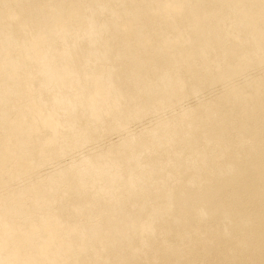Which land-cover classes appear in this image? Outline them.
<instances>
[{
	"label": "bare ground",
	"instance_id": "1",
	"mask_svg": "<svg viewBox=\"0 0 264 264\" xmlns=\"http://www.w3.org/2000/svg\"><path fill=\"white\" fill-rule=\"evenodd\" d=\"M0 264H264V0H0Z\"/></svg>",
	"mask_w": 264,
	"mask_h": 264
},
{
	"label": "rangeland",
	"instance_id": "2",
	"mask_svg": "<svg viewBox=\"0 0 264 264\" xmlns=\"http://www.w3.org/2000/svg\"><path fill=\"white\" fill-rule=\"evenodd\" d=\"M228 15H230V14H228ZM228 15H227V18H229ZM230 17H231V15H230ZM225 19H226V17L224 18V21H225ZM227 21L229 22V19H227L225 22H227ZM228 22H227V23H228ZM158 31H159V30L157 29L156 32L158 33ZM221 32H222V31H221ZM235 32H236V31H235ZM159 33L161 34L162 32L160 31ZM222 33H223V32H222ZM225 34H226V33H225ZM225 34H223L224 37L226 36L225 38H228L229 41H230V37H228V34H227V35H225ZM233 34H234V32H233ZM235 35H239V36H240V34H238V33H236ZM241 35L245 37L244 33L241 34ZM229 36H231V34H230ZM242 36H240V38H242ZM224 37H223V38H224ZM244 37H243V39H244ZM223 38H222V40H223ZM222 40H221V41H222ZM226 40H227V39H224L223 41H226ZM226 42H227V41H226ZM226 42H225V44H226ZM227 43H229V42H227ZM225 44H224V45H225ZM225 46H227V44H226ZM155 47H157V48H155V49L152 48V51H151V52L154 53V54L156 53V51H158V46H155ZM201 50H202V49H200V51H198V52H199V53H201V52L204 53V51H201ZM186 51H192V50H190L189 48H187ZM186 51L184 50L183 53H182V52H180V53L176 52V53H178V54H181V53H182V54H184V53H189V52H186ZM205 52H206V50H205ZM207 54H208L209 56H211L212 58H214L213 54L215 55L216 53H213L212 55H210L209 53H207ZM221 54H222V53H221ZM219 55H220V54H218V56H219ZM196 58L199 59V56H196ZM196 58H195V60H196ZM216 58H218V57H217V54H216V57L214 58L215 61L217 60ZM193 63H194V66H193ZM195 63H198V64H199L198 61H194V60H193V62H191V66H192V68L195 67V66H196V68L199 67V65H198V64L195 65ZM239 63H240V62H239ZM239 63H238V64H239ZM210 65H211V64H210ZM210 65L208 66L209 68H207V67H206L207 69L205 68L206 70H208V73L206 74L207 77H208V75L210 74L211 71L214 72V67L217 66V64L215 65V64L212 63L213 67H212V65H211V67H212L213 70L211 69V70L209 71V69L211 68ZM214 65H215V66H214ZM224 65H225V64H223V67H224L225 69H227L226 67L229 68V67L231 66V64H229V66H228V65H227V66H224ZM239 65H240V66H239ZM239 65H238L239 68H240V67H241V68L245 67L243 63H242L243 66H242L241 64H239ZM245 65H246V64H245ZM238 67H237V68H238ZM181 68H182V69H181ZM158 69H159V70H158ZM200 69L203 70V68H200V67H199L198 70L200 71ZM215 69H217V67H216ZM219 69H220V68H219ZM219 69H217V70H219ZM157 70H158V71H157ZM181 70H182L183 72H182ZM198 70L194 68V71H195V72L197 71L196 74H197L198 79H200L199 76H202V75H203V74L201 73V72H203V71L201 70V72H198ZM206 70H204V71L206 72ZM217 70H216V71H217ZM222 70H223V69H222ZM159 71H160V67L156 68V71H155V72H159ZM184 71H185V67H184V70H183V67H179V68H178L177 70H175L173 73H174V74H175V73H176V74H183ZM216 71H215V72H216ZM213 72H212V74H213ZM198 73H200L201 75H199ZM171 74H172V72H171ZM171 74H170V75H171ZM192 74H193V73H192ZM194 74H195V73H194ZM196 74H195V75H196ZM225 74H227V73H225ZM252 74H253V72H252ZM254 74H255V73H254ZM254 74H253V75H254ZM198 75H199V76H198ZM204 75H205V74H204ZM172 76H173V75H172ZM234 77H235V75H232L230 78H234ZM201 78L203 79V78H206V77L204 76V77H201ZM249 79H250V78H249ZM237 80H240V78L237 79ZM246 80H247V79H246ZM195 81H196V80H195ZM195 81H194V82H195ZM210 81H211V80H210ZM210 81H209L208 84L211 83ZM247 81H248V80H247ZM247 81H244V82L246 83ZM207 82H208V81H207ZM244 82H243V83H244ZM215 83H216V82H215ZM215 83H214V81H213L212 86L210 85L209 87H207L208 84H206V82L204 83V85H203V83H200V85H199V84H197V85L200 87V89H202L201 87H205V85H206V87L210 90V89L214 86L213 84H215ZM217 83H218V82H217ZM217 83H216V84H217ZM245 83H244V84H245ZM202 85H203V86H202ZM217 86H219V88H220V84H219V83H218V85H216V88L219 89ZM245 86H246V85H245ZM245 86L242 85V87H244V88H245ZM199 87H197V88H199ZM214 87H215V86H214ZM214 87H213V89H214ZM197 88H196V89H197ZM207 88H206V89H207ZM216 88H215V89H216ZM213 89H212V90H213ZM204 90H205V89H202L201 91H204ZM201 91L199 90V92H198V89H197V92H198V93H200ZM197 92H196V95L198 96L199 94H197ZM206 92H207V91L205 90V94H206ZM202 93H204V92H202ZM202 95H203V94L200 93V96H202ZM197 96H196V97H197ZM200 96H199V97H200ZM194 97H195V95H194ZM194 97H192L190 100H188L187 102L184 103V104L186 105L187 108H189V107H191V108L195 107V106L197 105V103H194V102H198V103H199V100L202 99V98L206 100V98H204V97L202 96V97H200V98L198 97L199 99H198L197 101L195 100L194 102H191L192 100H194V99H193ZM196 97H195V99H196ZM209 99H211V101H210ZM209 99H207V101L209 100V101L212 103V99H213V98H211V96H210ZM214 99H215V98H214ZM209 101H208V103H209ZM201 102H202L203 104H202ZM201 102H200V103H201L202 105H205V104L207 105V102H206V101H205L206 103L203 102V100H201ZM186 103H187V104H186ZM188 104H189V106H188ZM192 104H193V105H192ZM194 104H195V105H194ZM201 104H200V105H201ZM198 105H199V104H198ZM200 105H199V106H200ZM224 109H225V108H224ZM224 109L221 110V111H224ZM225 110H226V109H225ZM220 113L222 114V112H220ZM230 113H231V118H230V117H229V118H230V119L233 118V120H235L234 118H236L235 116L237 115V111H236V112H233V114L236 113V114H234L235 116L232 115V111L229 112V115H230ZM221 114H219V115H221ZM219 115H218V116H219ZM232 116H234V117H232ZM210 120H213V119H212V118L209 119V122L207 121L208 124H209L210 122H212V121H210ZM205 121H206V120H205ZM248 125H249V124H248ZM248 125H247V126H248ZM209 126H210V125H208V127H209ZM208 127H207V129L204 128L203 130H204V131H205V130L207 131V130L209 129V131H210V128H208ZM210 127H211V126H210ZM203 130L201 129L202 132H200L199 130H198L197 132H198V133L200 132V134H201V133H202V134H204V133L207 134V133L209 132V131H208V132H204ZM209 133H210V132H209ZM200 134H199V137L196 138L197 140H198L199 138H201L200 136H203V137L206 136V137H207L206 134H204V135H200ZM208 135L211 136L210 134H208ZM228 137H229V136H228ZM204 138H205V137H204ZM201 139H202V138H201ZM198 141L200 142V140H198ZM202 141H203V139H202ZM202 141H201V144L203 145V142H204V141H203V142H202ZM209 145H210V144H208V146H207L206 148H212L213 143H212L211 147H209ZM205 146H206V145H205ZM214 146H215V145H214ZM216 146H217V145H216ZM216 146H215V148H216ZM215 148H214V149H215ZM232 149H233V148H232ZM68 150H69V149H68ZM70 151H71V149H70ZM70 151H69V152H70ZM233 151H234V150H233ZM71 152H72V151H71ZM164 153H165V152H162V153L160 154V156H161V155H163L162 157H164V156H165V157H168V156H169L168 153H167V156H166V153H165V154H164ZM230 153H231V154H230V156H229V160H230V158L234 155V154H232V152H230ZM233 153H234V152H233ZM228 155H229V154H228ZM231 155H232V156H231ZM160 156H159V157H160ZM159 157H158V158H159ZM165 157H164V159H165ZM159 159H162V158H159ZM227 160H228V158H227ZM227 160H226V161H227ZM216 163H217V162H216ZM216 163H215V164H216ZM220 163L222 164L223 161H219V163H217V164L219 165ZM224 163H225V162H224ZM224 163H223V164H224ZM213 164H214V163H212V165H213ZM215 164H214V165H215ZM221 164L219 165L220 168H221L222 165H223V164H222V165H221ZM212 165L210 164V169L214 168V167H212ZM214 165H213V166H214ZM218 165H216V166H218ZM216 166H215V168H216ZM211 167H212V168H211ZM208 168H209V165H208ZM217 168H218V167H217ZM217 168H216V169H217ZM188 175H189V174H188ZM188 175L185 174V177H184L185 180H186L187 178L190 179L191 175H190L189 177H187ZM188 179H187V180H188ZM217 196H218V195H216V199H217ZM214 198H215V197H214ZM214 198H213V199H214ZM218 198H219V196H218ZM213 199H212V200H213ZM212 200H211V202H212ZM217 200H218V199H217ZM219 200H220V199H219ZM211 202H210L209 204H212ZM213 202H214V200H213ZM248 208H249V207H248ZM249 209H250V208H249ZM242 210H243V209H242ZM239 211H241V210H239ZM243 211H244V212H247L246 210H243ZM243 211H241V212H243ZM233 219H234V217H232V219H231L232 221H231V220H230V221L226 220V222L224 221V223H232V222H235V220H233ZM227 221H228V222H227ZM209 224L212 226L211 221L209 222ZM211 226H210V227H211ZM219 227H220V225H219ZM219 227H218L217 229H220V230H221L222 228H219ZM221 227H222V225H221Z\"/></svg>",
	"mask_w": 264,
	"mask_h": 264
}]
</instances>
